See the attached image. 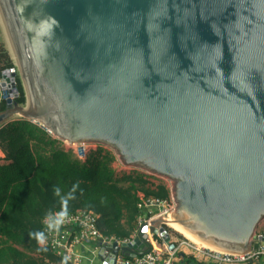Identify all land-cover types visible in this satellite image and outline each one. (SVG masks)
Instances as JSON below:
<instances>
[{"label": "water", "instance_id": "95a60500", "mask_svg": "<svg viewBox=\"0 0 264 264\" xmlns=\"http://www.w3.org/2000/svg\"><path fill=\"white\" fill-rule=\"evenodd\" d=\"M0 9L18 64L3 74L15 98L0 127L17 114L70 144L110 145L123 164L173 181V215L204 242L264 246V0H0ZM162 221L151 231L173 249ZM146 229L101 254L111 249L113 264L150 251Z\"/></svg>", "mask_w": 264, "mask_h": 264}, {"label": "trees", "instance_id": "16d2710c", "mask_svg": "<svg viewBox=\"0 0 264 264\" xmlns=\"http://www.w3.org/2000/svg\"><path fill=\"white\" fill-rule=\"evenodd\" d=\"M0 51L1 75L13 66V60L2 46ZM19 91L17 100L25 103L20 80ZM4 110L0 105V111ZM116 159L112 151L100 145L82 160L43 126L23 117L3 124L0 264H72L44 242V219L60 212H94L103 235L130 237L142 213L140 204L150 197L168 199L172 190L140 171L117 173ZM179 256V264H212Z\"/></svg>", "mask_w": 264, "mask_h": 264}, {"label": "built area", "instance_id": "2783aa9c", "mask_svg": "<svg viewBox=\"0 0 264 264\" xmlns=\"http://www.w3.org/2000/svg\"><path fill=\"white\" fill-rule=\"evenodd\" d=\"M8 69L17 71V67L12 66L3 70L0 75V105H4L6 109V100L9 98H15L11 96V92L5 91L1 87V83L4 81L3 74ZM24 104V103H21ZM3 112V111H0ZM21 118L19 115H14L10 120ZM46 129V128H45ZM47 130V129H46ZM48 131V130H47ZM49 132V131H48ZM55 137L51 132H49ZM86 144L90 146L86 147ZM75 145V144H74ZM93 145V146H91ZM102 144L83 143L80 144L79 158L86 159L88 152L91 149H97ZM65 147V145L63 144ZM103 146V145H102ZM68 149L67 147H65ZM73 148V147H72ZM78 154V153H77ZM172 190V188H171ZM142 213L138 218L137 227L130 237L120 239L115 236L103 235L97 227L96 220L97 215L90 211H79L77 213H56L48 216L44 219L46 226V238L45 244L54 249L59 255L67 258L72 264H87L86 257L79 247H81L85 241L97 240L101 241V248H105L108 244L117 243L119 246L123 243L132 242V240L138 235L141 230V226H146L147 229L143 231L145 240L150 243L153 248L150 252L136 256V257H121L115 256L113 264H178L180 260V251L177 243L173 242L172 230L170 226V220L172 213L175 212L176 202L171 192V197L168 199L163 198H148L145 202L140 204ZM160 217L163 218L162 223L159 226L165 227L169 232L171 242L175 243V248L171 251L167 247V243L162 238V233L155 234L151 231L152 222ZM159 226H157L159 228ZM257 234V241H260L264 237V228ZM162 242L166 249H162L157 244ZM195 251H198V256L202 257L206 263L212 264H264V246H260L255 249L252 248L244 253L213 250L210 248H203L188 243ZM114 253L111 249H106L104 253V264H110Z\"/></svg>", "mask_w": 264, "mask_h": 264}, {"label": "rangeland", "instance_id": "374dc122", "mask_svg": "<svg viewBox=\"0 0 264 264\" xmlns=\"http://www.w3.org/2000/svg\"><path fill=\"white\" fill-rule=\"evenodd\" d=\"M10 39H11V37H10V31L8 30L6 21L4 20V17L2 15L1 11H0V49H1V46H2V49L5 50V51H7L8 54H9V56H10V58L13 60V66H15V65L17 66L18 65L17 64V59H16V56H14V54H13L14 52L12 51L13 50V47H12L11 44H9V41L11 43V40ZM61 141L63 142V144L65 145V147H67L68 149H73L79 155V148H80L79 144H75L74 145V144H70V143H68L67 141H64V140H61ZM91 144H95V143H91ZM88 146H90V145L89 144H86V147H88ZM91 146H93V145H91ZM104 148L107 149V150L112 151L113 154H115V156H116L117 159L114 162V166L117 169V173L123 174L124 172H131V171H140V172H143V173L146 172L145 174L149 175L150 178H153L154 177L156 180H163V181H165V182H167L169 184L170 189L172 188L173 181L171 179H169V177L164 176V175H161V174H158V173H155V172L153 173L151 171H146L145 169H143L142 167L137 166V165H132V166L131 165H125L118 158V155H117L116 151L110 145H104ZM263 228H264V221H263V223H262L259 231L262 230ZM171 230H172L171 233H172V237H173V242H175V243H182L187 250H192V252L198 254V251H195L188 244L189 242L191 244H193L192 241H189L183 234L179 233L178 231H176L172 227H171ZM197 245H199V244H197Z\"/></svg>", "mask_w": 264, "mask_h": 264}, {"label": "bare ground", "instance_id": "6f19581e", "mask_svg": "<svg viewBox=\"0 0 264 264\" xmlns=\"http://www.w3.org/2000/svg\"><path fill=\"white\" fill-rule=\"evenodd\" d=\"M11 40V39H10ZM9 44H11L12 45V47H13V54H14V56H16L15 55V48H14V46H13V43H12V41H11V43H10V41H9ZM11 47V46H10ZM23 110L26 112V113H30V111H31V105L28 103L24 108H23ZM174 213H172V215H171V217L170 218H168V220H170V226L173 228V229H175L176 231H178L179 233H181V234H183L189 241H192V243L193 244H195L196 246H198V247H203V248H205V247H207V248H210V249H213V250H221V251H228V250H224L223 248H218V247H216V246H213V245H211V244H208L207 242H204L203 240H201L199 237H197L193 232H191L190 230H188V229H186V227L183 225V223L180 221V219L176 216V215H173ZM160 218H162V217H160ZM163 219V218H162ZM101 232V231H100ZM102 233V232H101ZM46 237V236H45ZM135 239V238H134ZM132 240V242H129V243H126V244H130V243H133V244H135V240ZM98 241H100L99 239H97ZM89 241H96V240H88V241H85L84 242V244L81 246V247H79V249H80V251H81V248L82 247H85V245L86 244H88L89 243ZM101 242V241H100ZM147 242V241H146ZM166 242V241H165ZM148 243V242H147ZM167 244L166 245H169V243L168 242H166ZM171 243H173V242H171ZM124 244V243H123ZM150 244V243H149ZM197 244H199V245H197ZM159 247H161L162 249H164L165 248V246H164V244L163 243H158L157 244ZM101 246V245H100ZM99 246V247H100ZM150 246H151V249L153 248V246L150 244ZM99 247H95L94 249L95 250H93V252H96L98 249H99ZM169 248H170V245H169ZM100 249H101V251H102V248L100 247ZM151 249H150V251H151ZM174 249V248H173ZM170 250L171 251H173L172 250V248H170ZM150 251H148V252H150ZM148 252H146V253H148ZM146 253H144V254H146ZM144 254H138V255H135V256H125V255H123V254H121V253H119V254H117V256H121V257H136V256H140V255H144ZM85 255V254H84ZM61 256V255H60ZM86 257V256H85ZM99 257H100V262L102 263V264H104V256L101 254V252H100V254H99ZM67 259V258H66ZM86 259H87V257H86ZM85 259V260H86ZM180 260H181V258H180ZM180 260L178 261V264H179V262H180ZM69 261V260H68ZM72 263V262H71ZM87 263V262H86Z\"/></svg>", "mask_w": 264, "mask_h": 264}, {"label": "crops", "instance_id": "0c3cea01", "mask_svg": "<svg viewBox=\"0 0 264 264\" xmlns=\"http://www.w3.org/2000/svg\"><path fill=\"white\" fill-rule=\"evenodd\" d=\"M150 180L152 182H155V183L164 182V183L167 184L168 187H170L169 184L167 182L163 181V180H156L154 177L153 178H150ZM100 245H101V242L98 241V240H96V241H89V243L86 244L85 247H82L81 248V251L87 257V259H86L87 264H102L100 262V257H99V254L101 252V249H100L101 246ZM177 246L179 247V251H180V254L181 255L194 257L199 262H206V261L203 260L202 257H200L196 253L192 252V250H187L182 243H177ZM95 247H99V249L96 252H93V250H95L94 249Z\"/></svg>", "mask_w": 264, "mask_h": 264}, {"label": "clouds", "instance_id": "9594fccd", "mask_svg": "<svg viewBox=\"0 0 264 264\" xmlns=\"http://www.w3.org/2000/svg\"><path fill=\"white\" fill-rule=\"evenodd\" d=\"M56 191H57V193H58V192H59V189H57ZM37 235H38V237H39V236H41L42 234H37ZM40 242L43 243L42 240H40Z\"/></svg>", "mask_w": 264, "mask_h": 264}]
</instances>
